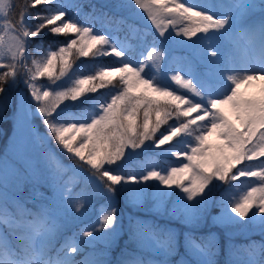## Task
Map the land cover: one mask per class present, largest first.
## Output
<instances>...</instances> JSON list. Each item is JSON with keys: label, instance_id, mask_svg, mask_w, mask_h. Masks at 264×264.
Masks as SVG:
<instances>
[{"label": "snow or ice", "instance_id": "6c2138e0", "mask_svg": "<svg viewBox=\"0 0 264 264\" xmlns=\"http://www.w3.org/2000/svg\"><path fill=\"white\" fill-rule=\"evenodd\" d=\"M83 7L0 0V100L19 83L29 94L19 98L13 158L0 159V264H108L106 250L124 228L118 193L133 207L151 201L192 228L219 204L214 223L264 233V0L116 5L144 27ZM42 34L64 39L45 48L36 41ZM176 47L189 54L177 59ZM82 58L89 63L77 67ZM37 114L43 136L31 130ZM50 140L69 164L46 147ZM145 153L175 162L140 173L125 167L130 155ZM25 184L30 197L21 195ZM98 196L106 201L97 218L66 235ZM127 230L138 248L164 259L120 264H168L177 251L175 229L130 216ZM183 243L195 264H215V234L185 232ZM229 257V264H264V244L230 245Z\"/></svg>", "mask_w": 264, "mask_h": 264}, {"label": "rangeland", "instance_id": "374dc122", "mask_svg": "<svg viewBox=\"0 0 264 264\" xmlns=\"http://www.w3.org/2000/svg\"><path fill=\"white\" fill-rule=\"evenodd\" d=\"M134 18L137 21L141 22L143 25H145V23H147L145 20H142L141 18H138V17H134ZM119 35L121 38H123L124 33H119ZM13 90L15 91V93H17V95H16L17 104H16L15 112L13 114V132H12L8 142H7V147L4 151V153H2V155H0V159H3L4 157H7L9 159L13 158V152H12L13 144L15 141H17V139L19 137V133H20V129H19V125H18V112H17L19 98H20L21 94L29 95L27 92V89L23 83H19V84H16L15 86H13ZM29 99H30V96H29ZM1 102H2V100H0V103ZM34 103L35 102H33V104ZM61 107H63V105ZM69 110H72V109H69ZM37 116H39V114H37ZM32 120H34V117L30 118V126H31L32 132L37 133L40 136H43L44 134L41 133L40 131H38L39 129L33 124ZM46 147L54 149L53 146L49 145V142H48V145ZM54 150H56V149H54ZM56 152H57V155L60 157V159L66 165L70 163V161L66 158V156H64L62 153L59 152L58 148H57ZM145 154H146V156H149V154H151V153H145ZM139 155L140 154L130 155L126 161L125 167L128 168L129 165L131 164V160L134 157H137ZM145 159H146V157H145ZM168 159H174V158H168ZM149 164H155L157 168L162 167V166L158 165L155 161H151L149 163L142 164L139 167V169L135 172L140 173ZM151 183H157V182L152 181ZM32 188H33V186L31 184H25L23 186V190L21 192V195L24 197H30V195L32 193ZM38 190H39V192L43 193L45 196L51 195L50 189H48L45 186H39ZM166 190H168V189H166ZM216 190H214V192ZM175 191L179 192V189H176ZM218 191L220 193L222 191V189L219 188ZM214 192H213V199L215 200L216 196L214 195ZM119 194H120V199L125 201L124 194H122V193H119ZM179 194L183 195L182 192H179ZM173 199H174V197H173ZM116 200H117V196H116ZM105 201H106L105 197H99L98 196L96 198V200L94 201V206H89L85 210V214L81 219L83 221L91 219V218L96 219L97 216L99 215V213L101 212V209H102ZM28 206L32 207V204L29 203ZM170 206H171V204L169 202L168 207H170ZM130 210L134 211V212H131ZM130 210H129L130 212L125 213L124 220H123L122 216H121V211L119 209V215H120L122 222L124 224V228L122 229L121 233L117 236L115 241L111 244V246L108 247L106 250L107 255H106L105 259L108 262L115 261L116 259L117 260L131 259L132 256L133 257L138 256L145 261H147V260L160 261V260L164 259L162 256L156 255L150 251L141 250L140 248L137 247V245L134 241L130 240L129 233L127 230L128 219L130 216L131 217H141V218L147 219L149 221H154V222H156L162 226H167L168 228H172V229H175L177 231V233H178L177 251H181V254H182V255L178 256V259L176 261L177 264H181L182 261L188 262V259L193 260V263L195 264L194 258L186 251V249L184 247V243H183V235L185 232H188V230H197L198 231V230H200V228H203L204 232H206L205 237H207L211 234H215L216 242L218 243L217 245H218L220 251L222 252V255H224L225 253L228 254L230 245L235 246L238 239L244 238V237H250L254 234H261L262 233L259 230L258 226L257 227H250L249 230H247L246 232H241L238 226H232V227H227V228L223 227V226L213 222V217H215V216L213 214H211L210 211H209L208 215L206 216V218L198 226H196L195 228H192L188 225L183 224L180 220L169 218L166 214L161 215L160 213L154 212L153 203L151 201H147L143 206H140V207L131 206ZM141 210L144 211V213H145L144 215L140 214ZM154 214H158V218L153 216ZM204 224H206V226H204ZM217 226L222 227V229H221L222 234H223L222 236H221V231H219L216 228ZM229 233H231L232 235H229ZM99 248H104V247L100 246ZM111 248L115 249L114 253L110 251ZM89 251H92V249L88 250L87 252H89ZM177 251L175 252V254H173L167 258L168 262H169V260H172L173 257H175ZM80 258H83V257H80Z\"/></svg>", "mask_w": 264, "mask_h": 264}, {"label": "trees", "instance_id": "16d2710c", "mask_svg": "<svg viewBox=\"0 0 264 264\" xmlns=\"http://www.w3.org/2000/svg\"><path fill=\"white\" fill-rule=\"evenodd\" d=\"M75 2L77 3H81L83 4V12L84 13H87L89 11H91V5H95L97 9H100V10H103L105 12H108L110 15H116V16H121V17H126L128 19V21L130 23H133V24H136L140 27H144L142 26V24L137 21L136 19H134V16L130 15V12L127 8H121L119 10L116 9V5L117 4H120V3H123L124 0H102L101 2L99 0H75ZM214 2H222V0H214ZM75 14V9H71L69 11V15H74ZM81 20L84 19L83 15H81L80 17ZM96 29L101 31V32H104V31H108L107 29L103 28L101 26V24L97 23L95 25ZM111 34V33H110ZM64 37H58V36H53L51 34H48V35H41L39 37L36 38V41H39V40H43L44 41V46L45 48L49 45V44H52L54 41H57V40H63ZM150 39V37H149ZM132 44L134 45H137L138 44V41L137 40H131L130 41ZM29 52L33 54L34 52V45L32 48L29 49ZM183 53H187V55L189 54L185 49L183 48H180V47H176L173 51V55L179 59L180 57H183ZM82 63H89V61L86 59V58H82L81 61H77V67L79 65H81ZM101 91H104V90H101ZM251 91V90H250ZM11 93L12 91L10 90L8 92V98L3 100L0 105H2V107H0V153L3 152V150L5 149V147L7 146V142H8V138L12 132V120L9 118V114H10V107L14 104L15 102V99L13 97V100L10 102V98H12L11 96ZM79 109H75V112H78ZM141 157V156H140ZM168 163L165 161V164ZM221 198V196H218L217 197V200L216 201H219ZM119 207L121 208V211L123 212L125 210V207L129 209V206H124L122 204V202H119ZM220 211H221V208H220V205L219 204H213V206L211 207V210L210 212L214 215V216H219L220 215ZM140 213H143V212H140ZM137 218H140L141 217H137ZM93 221H90L89 223H91ZM84 226H85V223H84ZM83 225H75L73 226V230L72 231H79L80 228L84 227ZM70 233V231H69ZM197 236H202L200 235V233L196 232L195 233ZM264 239V238H263ZM260 238L259 236H253L252 238H249V239H246V238H242L241 241L239 242V245H247V244H250V243H256L257 245L260 244ZM102 247H104L103 245H100ZM98 246V247H100ZM88 249H91L89 247H85V252L88 250ZM113 253H114V250H113ZM79 258V257H78ZM120 261L121 260H118V261H115L114 263H110L108 262V264H120ZM216 264H218L217 262H215ZM225 264H227V261H225Z\"/></svg>", "mask_w": 264, "mask_h": 264}]
</instances>
